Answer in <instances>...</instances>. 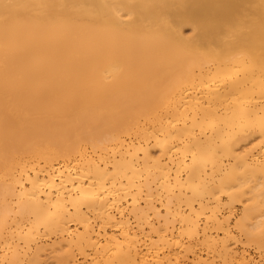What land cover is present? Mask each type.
<instances>
[{
    "label": "bare ground",
    "instance_id": "obj_1",
    "mask_svg": "<svg viewBox=\"0 0 264 264\" xmlns=\"http://www.w3.org/2000/svg\"><path fill=\"white\" fill-rule=\"evenodd\" d=\"M264 264V0H0V264Z\"/></svg>",
    "mask_w": 264,
    "mask_h": 264
},
{
    "label": "rangeland",
    "instance_id": "obj_2",
    "mask_svg": "<svg viewBox=\"0 0 264 264\" xmlns=\"http://www.w3.org/2000/svg\"><path fill=\"white\" fill-rule=\"evenodd\" d=\"M258 262H259V264H262V263H263V262H262V261H260V260H259Z\"/></svg>",
    "mask_w": 264,
    "mask_h": 264
}]
</instances>
